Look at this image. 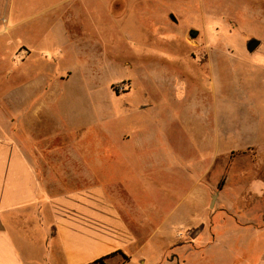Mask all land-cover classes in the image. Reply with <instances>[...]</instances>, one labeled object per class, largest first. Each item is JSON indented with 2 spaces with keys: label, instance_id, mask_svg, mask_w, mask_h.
I'll return each instance as SVG.
<instances>
[{
  "label": "rangeland",
  "instance_id": "obj_1",
  "mask_svg": "<svg viewBox=\"0 0 264 264\" xmlns=\"http://www.w3.org/2000/svg\"><path fill=\"white\" fill-rule=\"evenodd\" d=\"M110 4L109 0H0V30L14 25L9 34H0L1 99L25 74L48 69L41 61L43 52H62L72 57L70 64L77 73L74 95L81 101L84 95H93L90 104L99 105L80 109L79 131L81 135L91 133L81 147L90 145L96 154L100 153L96 167H111V171L104 172L107 180L118 183L121 194H126L121 180L131 181V196L144 202L145 217L153 213L152 203L178 199L183 203L190 197H199L211 186L216 190L217 182L225 180L239 158L248 177L253 152L263 160V149L251 153L231 146L224 155L213 157L208 146L206 151L201 150L204 128L200 127L204 117L208 118L209 131L224 132L226 148L232 141L231 129L243 117L264 115V7L259 8L255 0H110ZM170 16L177 22L171 24ZM198 24L201 28L194 27ZM84 25L91 41L98 43L95 51L91 50L94 46L87 51L89 58V52L93 53L89 66L109 69L110 74L98 71L95 81L110 91L109 98L104 89L90 88L95 79L85 69L87 54L83 50L71 51L66 43L69 31H77L79 26L81 33ZM186 29L190 45L183 36ZM251 37L262 41L253 52L246 49ZM18 42L31 44L35 51V57L26 65L17 63V58L28 55L29 49L19 46L13 51ZM186 52L194 55L185 76L188 79L190 75L192 82L178 84L181 87L170 97L165 81L172 67L165 54ZM206 53L210 58L200 60ZM152 63L156 64L153 71L159 78L156 85L144 71ZM51 68L48 73L56 72L57 68ZM10 71L11 76H6ZM198 75L204 81L202 86ZM121 81L127 84L124 89L119 88ZM171 99L182 104L181 110L170 108ZM145 101L154 106L140 113L139 106ZM124 133L129 138L123 141ZM148 134L154 139L146 147L159 150V154L145 156L140 162L135 150ZM113 206L119 203L113 202ZM214 209L211 206L209 210ZM155 223L144 219L137 225L144 244L132 256L144 257L145 264L163 254L158 237L149 234ZM170 251H165L163 264H178Z\"/></svg>",
  "mask_w": 264,
  "mask_h": 264
},
{
  "label": "crops",
  "instance_id": "obj_2",
  "mask_svg": "<svg viewBox=\"0 0 264 264\" xmlns=\"http://www.w3.org/2000/svg\"><path fill=\"white\" fill-rule=\"evenodd\" d=\"M255 1L259 8L264 7V0ZM169 22L177 20L170 16ZM13 28V24L4 26L0 34H9ZM76 29L65 37L70 50L87 54L94 46L91 50L95 51L98 43L91 41L86 26L81 27V33L79 26ZM187 31L183 36L190 45ZM19 46L27 47L29 54L17 58L14 53L13 61L17 58V63L26 65L35 51L27 42L16 43L13 51ZM89 53L85 69L95 79L90 88L104 89L109 98L110 91L95 82L98 71L110 74L109 69L90 67L93 53ZM193 56L192 52L165 54L172 67L165 81L170 97L181 87L178 84H191L190 75L188 79L185 76ZM204 56L200 60L210 58L207 53ZM40 57L48 69L57 68L56 72L48 73L46 68L29 72L0 97V264H145L144 257L132 256L144 244L139 238L141 229H137L144 219L157 221L149 234L162 244L161 258L150 264H163L167 250L178 264H264V158L259 160L253 152L248 177L239 158L235 169L220 180V187L217 182L216 190L211 186L183 203L181 199L152 203L153 213L145 217L144 202L131 196V181L121 180L126 193L121 194L118 183L107 180L104 172L111 167H96L100 153L90 145L81 147L91 133L81 135L79 131L80 109L99 105L90 104L93 95H84L83 101L74 95L77 73L70 64L72 57L62 52H43ZM155 66L147 65L144 71L156 85ZM197 81L202 86L201 76ZM170 101V108L181 110V103ZM153 106L143 102L140 113ZM209 124L204 117L200 145L205 151L208 146L213 157L224 155L231 146L247 152L262 148L264 152L262 113L243 117L237 127L234 125L226 148L224 132L209 131ZM128 138L127 133L121 136L123 141ZM153 139L148 134L137 143L135 153L140 162L145 156L159 154V150L146 147ZM113 202L119 206L115 208ZM211 206L215 209L209 210Z\"/></svg>",
  "mask_w": 264,
  "mask_h": 264
},
{
  "label": "water",
  "instance_id": "obj_3",
  "mask_svg": "<svg viewBox=\"0 0 264 264\" xmlns=\"http://www.w3.org/2000/svg\"><path fill=\"white\" fill-rule=\"evenodd\" d=\"M259 43H260L259 39L251 37L246 41V49L249 52H253L256 49V47L259 45Z\"/></svg>",
  "mask_w": 264,
  "mask_h": 264
},
{
  "label": "built area",
  "instance_id": "obj_4",
  "mask_svg": "<svg viewBox=\"0 0 264 264\" xmlns=\"http://www.w3.org/2000/svg\"><path fill=\"white\" fill-rule=\"evenodd\" d=\"M24 52H25V54H27L28 53V51H26V50H24ZM126 82L125 81H121V85H120V89H124L125 87H126Z\"/></svg>",
  "mask_w": 264,
  "mask_h": 264
},
{
  "label": "trees",
  "instance_id": "obj_5",
  "mask_svg": "<svg viewBox=\"0 0 264 264\" xmlns=\"http://www.w3.org/2000/svg\"><path fill=\"white\" fill-rule=\"evenodd\" d=\"M221 184H222V181H220L219 183H218V187H220L221 186ZM98 261H102V258H100V259H98Z\"/></svg>",
  "mask_w": 264,
  "mask_h": 264
}]
</instances>
